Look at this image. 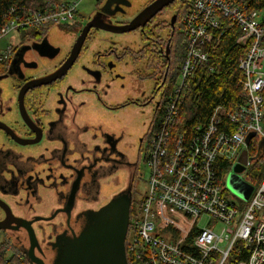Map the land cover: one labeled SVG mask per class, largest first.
<instances>
[{
	"label": "flooded vegetation",
	"instance_id": "1",
	"mask_svg": "<svg viewBox=\"0 0 264 264\" xmlns=\"http://www.w3.org/2000/svg\"><path fill=\"white\" fill-rule=\"evenodd\" d=\"M106 1H99L93 12L75 21L59 38H52L48 31L23 37L0 66V222L7 218L11 222L0 235L11 242H27L19 219L31 222L64 209L71 190L75 198L70 218L60 212L52 221L32 224L36 233L38 224H45L47 243L62 233H78L85 213L99 210L115 194L130 190V212L138 200L149 130L171 75L169 60L177 21L173 9L178 0L137 30L143 42L140 49L117 51L109 46L104 51L91 46L92 38L105 40L104 35L110 33L92 28L65 73L22 93L25 85L55 76L68 63L84 26ZM121 1L125 0H111L110 12ZM153 1L143 0L144 7ZM117 14L106 15L105 21L122 25L133 16ZM45 39L49 42L42 44ZM69 41L72 44L67 46ZM157 56L161 57L159 72ZM13 60L15 68L10 74ZM126 60L133 64V72L110 80L106 92L96 85L111 78ZM3 80L10 83L7 95L1 87ZM52 181L57 192L49 189Z\"/></svg>",
	"mask_w": 264,
	"mask_h": 264
},
{
	"label": "built area",
	"instance_id": "2",
	"mask_svg": "<svg viewBox=\"0 0 264 264\" xmlns=\"http://www.w3.org/2000/svg\"><path fill=\"white\" fill-rule=\"evenodd\" d=\"M186 1L190 8L183 27L185 54L179 78L161 104L158 130L148 137L144 159L150 171L148 187L130 217L126 254L131 264H264V172L257 185L247 179L254 165L251 158L264 138V14L248 10L241 0ZM80 2L60 0L16 16L12 8L0 26V41L25 29L73 25ZM233 26L240 28L237 43L245 49L240 63L246 74L240 80L244 102L233 110L216 107L203 127L196 125L187 134L177 123L182 99L193 92L192 78L198 70L220 73L215 54L224 32ZM14 47L10 44L0 54V62ZM250 134L255 137L247 144ZM244 151L248 160L240 177L253 191L242 204L229 196L236 197L227 179ZM223 162L228 166L225 175ZM255 164L264 168V153ZM206 215L213 221L199 228ZM243 251H249L247 259L231 261L233 253Z\"/></svg>",
	"mask_w": 264,
	"mask_h": 264
},
{
	"label": "water",
	"instance_id": "3",
	"mask_svg": "<svg viewBox=\"0 0 264 264\" xmlns=\"http://www.w3.org/2000/svg\"><path fill=\"white\" fill-rule=\"evenodd\" d=\"M125 0L124 2H117V8L110 12V8L114 5L111 0H107L101 10L96 13L93 18L84 26V29L76 41L72 55L68 63L53 77L45 80H36L24 86L22 93L31 88L45 85L54 82L56 78L65 73L75 61L81 47L85 43L86 37L90 29L95 28L110 32L113 34L123 35L135 32L140 28H144L156 15H158L165 8L169 7L177 0H154L152 3L144 7L143 0ZM141 2V9L136 15L132 16L131 20L122 25L114 24L112 21H105V16H114L117 13H125L126 15L134 9L136 3ZM123 7L128 8L127 12ZM138 9V10H139ZM137 11V10H136ZM118 15V14H117ZM49 35V34H48ZM50 36V35H49ZM49 41L45 39L42 44H47ZM14 60L11 64L10 74L13 73ZM6 77V76H5ZM2 79V78H1ZM254 134H250L247 138L249 140L254 138ZM264 153V138L260 139L258 152L251 160L253 164ZM248 160V153L244 151L239 159V163L234 165L232 172L227 179V186L234 195H240L247 199L253 191V186L244 181L240 174L244 172ZM49 189L57 192L55 181H52ZM74 191L67 199V206L62 210H56L49 217H38L35 220L28 222L19 219V227L25 229L27 232V242L24 245L12 242L25 255L29 264H129L126 254V240L130 223V208H131V194L130 190L115 194V196L106 203L99 210H89L85 214L84 225L78 233L68 235L62 233L55 237L51 243H46L44 246L39 243L38 235L33 230L32 224L40 221H52L60 212L71 216V209L74 206ZM8 223H11L7 218L0 222V231L9 229ZM48 236L46 237V240ZM44 252L47 253V258H44Z\"/></svg>",
	"mask_w": 264,
	"mask_h": 264
},
{
	"label": "trees",
	"instance_id": "4",
	"mask_svg": "<svg viewBox=\"0 0 264 264\" xmlns=\"http://www.w3.org/2000/svg\"><path fill=\"white\" fill-rule=\"evenodd\" d=\"M59 1L60 0H0V26L6 23L9 18L6 17V15L8 16V12L11 11L12 8H16V12L13 16L18 14L25 15L42 10ZM186 3V0H178L175 3L177 7L173 9L176 11L177 21L176 34L173 36V51L169 60L171 75L169 79L166 80V87L163 90L161 104L163 103V99L165 98L166 100L171 93L170 85L175 83L179 78V65L182 63L185 54V37L183 31L181 35V29L184 27V20L190 8L188 3L186 6ZM241 3L247 5L248 10H255L264 14V0H241ZM184 6H186V9L182 12ZM47 31L46 29L42 30L44 33ZM239 33H241L240 28L238 26H233V28L226 30L222 36L220 46L215 54L218 60L217 62L221 65L219 74L212 75L205 70H198L194 78H192L194 90L190 95L182 99L180 114L177 119V123L183 126L187 134H189V132L191 133V129L196 125H202L203 127L212 116L216 107L223 106L229 110H233L244 102L245 95L242 91L240 81L243 80L244 73L240 68V63L244 58L245 49L237 43L238 37L240 36ZM31 35L32 34L24 36L30 37ZM144 41L146 42L147 40L145 39ZM158 44L159 42L157 43V48ZM160 59L161 57L157 56V72H159L158 67L162 69L160 66ZM3 64V61H1L0 66ZM155 118V123L150 128L148 137H152L158 130L159 123L162 120L161 109L157 111V116ZM178 124L176 128L179 127ZM227 171L228 166L223 162V171L221 169V174L225 175ZM263 172L264 168L260 167L258 164H254L250 168L247 179L254 185H257ZM133 214L134 212L131 211L130 217H132ZM7 245L11 246L13 252L11 257L6 256L8 249ZM248 254L249 251H243L240 255L233 253L231 261L238 262L247 259ZM24 256L22 251L9 239H5L0 245V264H29ZM127 261L131 264L128 253Z\"/></svg>",
	"mask_w": 264,
	"mask_h": 264
},
{
	"label": "rangeland",
	"instance_id": "5",
	"mask_svg": "<svg viewBox=\"0 0 264 264\" xmlns=\"http://www.w3.org/2000/svg\"><path fill=\"white\" fill-rule=\"evenodd\" d=\"M63 2H70V1H76V0H61ZM101 1V0H81L80 5H79V10H78V14L76 17V21L80 20L82 17L84 16H88L91 12H93V10L95 9L97 3ZM141 2L136 3V6L134 7V9L129 13V15L131 14H137L136 12H138L139 7L141 6ZM187 6V3H186ZM186 6H184V10H182V12L185 11ZM137 10V11H136ZM181 12V14H182ZM184 15V14H183ZM182 15V16H183ZM74 27L73 25H69V26H52L50 27L48 30V34L52 37V38H59L61 37L66 31L69 30V28ZM183 28V27H182ZM182 31L183 29H181V35H182ZM36 31H31V29H25L22 30L21 32L17 33V34H11L8 37H6L5 39H2L0 41V54H3L6 50V48L12 44L14 46H16L19 42V40L21 41L23 37H25L24 35H28V34H35ZM104 37L106 38L105 40L103 39H98L96 40L95 38H92V40L89 41V45L91 46H97L100 47L101 50H107L110 46L113 47L114 49H116L117 51H121L123 48L125 47H131L132 49H140L143 46V42L141 40L140 37V33H138L137 31L135 32H131L128 34H123V35H113V34H105ZM25 39H28V37H25ZM70 44H72L71 41L68 42L67 46H69ZM69 48V47H67ZM176 52V51H175ZM90 66V65H89ZM122 67H118L115 70V73L113 72L111 75V78H108L107 80H103L102 84H96L98 86H100V88H102L104 90V92L108 91L109 88V84L112 83V81L110 82V80H119L117 79V77L120 76V74H124V75H128L129 73L134 71V67L133 64H131L130 60H126L122 63L121 65ZM180 67V65H179ZM123 68L121 71L120 69ZM10 80V79H8ZM8 80H3L1 83V87H3L4 89H6L4 91V94L7 95V93H9V90L7 89L8 87ZM10 84V83H9ZM99 99V97H98ZM158 100H160L158 98ZM145 153H146V146H145V152L143 154V162L141 163V173L144 175L143 178L141 179L138 187H137V192L139 194L138 196V200L139 198L145 196L146 192H147V183L149 180V172L147 166L144 163V159H145ZM136 157V153L133 154V158ZM252 193V192H251ZM251 195V194H250ZM229 196L236 202L238 203H242L245 204L250 196L245 199L242 196H238L236 195L233 196L231 194H229ZM238 197V198H237ZM240 199H242L243 201H241ZM136 202L135 207H134V212L138 211V207L140 204V200ZM57 220H59V217L57 218ZM213 220L211 219L210 216L206 215L200 218L199 222H198V227L199 228H203L206 225L208 226ZM42 225L45 224H38V231H37V235H38V239H39V243H41L42 246H44V244L46 243V237L48 236V231L45 229V226L42 227ZM5 241V238L2 237V235H0V245ZM8 249H7V254L6 256L11 257L13 255V252L11 250V246L7 245Z\"/></svg>",
	"mask_w": 264,
	"mask_h": 264
},
{
	"label": "bare ground",
	"instance_id": "6",
	"mask_svg": "<svg viewBox=\"0 0 264 264\" xmlns=\"http://www.w3.org/2000/svg\"><path fill=\"white\" fill-rule=\"evenodd\" d=\"M241 70H242V69H241ZM242 72L244 73V78H245V77H246V74H245V72H244L243 70H242ZM241 86H242V85H241ZM184 98H185V97H184ZM184 98H183V99H184Z\"/></svg>",
	"mask_w": 264,
	"mask_h": 264
}]
</instances>
